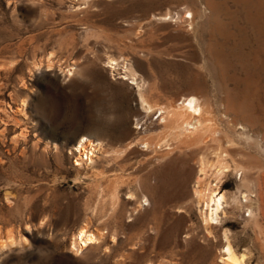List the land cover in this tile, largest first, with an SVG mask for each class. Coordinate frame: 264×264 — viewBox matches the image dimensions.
<instances>
[{"label":"rangeland","instance_id":"rangeland-1","mask_svg":"<svg viewBox=\"0 0 264 264\" xmlns=\"http://www.w3.org/2000/svg\"><path fill=\"white\" fill-rule=\"evenodd\" d=\"M228 242L264 264V0H0V264H225Z\"/></svg>","mask_w":264,"mask_h":264},{"label":"bare ground","instance_id":"bare-ground-1","mask_svg":"<svg viewBox=\"0 0 264 264\" xmlns=\"http://www.w3.org/2000/svg\"><path fill=\"white\" fill-rule=\"evenodd\" d=\"M187 102H188L187 105L184 104L183 107H182V109L180 107V109H181L180 111L174 112L172 114L173 116H171L172 118L170 117L171 118V121L170 122H175L176 123V126L173 127V128H171L173 130L174 134H175V131L177 129H178L177 131L184 130V132H185V131H189L190 129L195 128V124L197 123V119H198V118L197 119L195 118V114H199V109L197 107L198 104L195 102V99L194 98L191 99V100H188ZM158 110H159L158 111L159 112V115L160 116L163 115L162 119L164 120L167 117L166 116L167 111L166 110L164 111L161 108H159ZM169 113L170 112H168V114ZM170 118L168 117V119H170ZM165 121H168V120H165ZM173 125H174V123H173ZM174 129H176V130H174ZM173 132H171V133H173ZM177 134H179V133H177ZM95 146L96 145H93L89 140L83 139V141L80 142L78 149L81 150L83 148V151L86 150V149H88L87 158H90L91 159V157L93 156V152L96 149ZM217 173H218V171H217ZM206 196H207V200H208V202L210 203V206H211L210 213H209V220H215V218L217 216V213L223 207L222 204H223L225 198H224V196L222 194L221 195H218L217 193H214L213 191H210L209 194H206ZM98 236H99L98 234L89 232V231H87L85 229V227H82L78 231V233L75 236L74 240L72 241V250L78 252V251L82 250L83 248H85V247H87L89 245H92V244L96 243V241L98 240L97 239ZM225 255H226L225 264H243V261H244L243 256L244 255L237 256L235 254V252H234V250H233V248H232V246H231V244L229 242L226 245Z\"/></svg>","mask_w":264,"mask_h":264}]
</instances>
